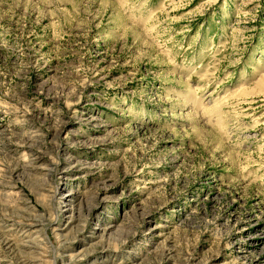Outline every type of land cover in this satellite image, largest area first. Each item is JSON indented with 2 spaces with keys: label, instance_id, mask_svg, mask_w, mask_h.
I'll return each mask as SVG.
<instances>
[{
  "label": "rangeland",
  "instance_id": "obj_1",
  "mask_svg": "<svg viewBox=\"0 0 264 264\" xmlns=\"http://www.w3.org/2000/svg\"><path fill=\"white\" fill-rule=\"evenodd\" d=\"M0 264H264V0H0Z\"/></svg>",
  "mask_w": 264,
  "mask_h": 264
}]
</instances>
